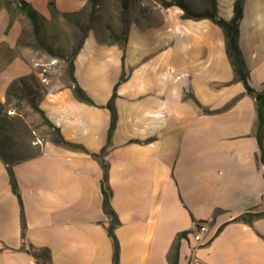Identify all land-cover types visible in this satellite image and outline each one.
<instances>
[{"label": "crops", "instance_id": "0c3cea01", "mask_svg": "<svg viewBox=\"0 0 264 264\" xmlns=\"http://www.w3.org/2000/svg\"><path fill=\"white\" fill-rule=\"evenodd\" d=\"M24 1L41 21L53 19L51 0ZM54 1L60 14L90 5ZM200 5L207 7L205 0L193 1ZM129 30L125 52L88 33L74 64L89 105L63 79L44 78L39 51L27 38L30 19L16 4L0 7V103L14 81L36 74L48 85L40 109L66 141L85 149L50 141L14 165L24 232L22 206L0 159V264H41L34 250H49L52 264H113L104 171L91 155L105 147L120 264H171L182 233L179 264H264V217L251 225L235 222L251 210L264 211V164L255 99L235 81L223 31L156 0ZM240 47L249 83L262 92L264 0H245ZM115 88L118 121L109 142L107 105ZM201 225L208 230L199 242Z\"/></svg>", "mask_w": 264, "mask_h": 264}, {"label": "rangeland", "instance_id": "374dc122", "mask_svg": "<svg viewBox=\"0 0 264 264\" xmlns=\"http://www.w3.org/2000/svg\"><path fill=\"white\" fill-rule=\"evenodd\" d=\"M188 1L193 5L194 0ZM256 1L249 0L250 4ZM121 3L122 0H100L80 13L59 15L49 22L41 21L38 36L34 31L27 32L29 44L39 51L37 56L41 65L38 70L44 73V78H61L69 83L68 62L87 31L93 30L102 40L107 41H111L113 35L119 36L123 28ZM152 4L153 0H132L127 15L128 22L146 14ZM231 5L232 0H219V14L222 18L226 19L230 14ZM199 7L198 10H203L208 4L207 7ZM44 45L50 46L53 54H49ZM29 84L27 89H14L0 108V143L10 160L20 161L34 157L41 151L43 144L57 140L54 130L37 110L48 85L40 77L36 82L29 79Z\"/></svg>", "mask_w": 264, "mask_h": 264}, {"label": "trees", "instance_id": "16d2710c", "mask_svg": "<svg viewBox=\"0 0 264 264\" xmlns=\"http://www.w3.org/2000/svg\"><path fill=\"white\" fill-rule=\"evenodd\" d=\"M100 0H90V4H97ZM208 7L203 10H198L188 1V0H156L157 3H159L164 8H171V7H178L183 11V18L187 20H202V19H208L212 21L215 25H217L224 34L225 37V47H226V54L228 56V59L233 67V71L235 74V81L241 82L246 92L252 96L255 99L256 104V110H257V130H256V139L258 141L259 148L261 150V159L260 161L264 164V90L262 92H257L254 90L250 83H249V71L247 69V65L240 47V25L241 21L244 17V4L245 0H235L233 5V17L231 20H226L222 18L219 15L218 10V0H206ZM13 4L18 5L20 10L27 15V17L30 19L32 25H33V31L34 34L38 36L39 34V24L41 22V18L39 14L32 8L30 4L25 2L24 0H0V7L5 6L7 8H10ZM132 0H122L121 8H122V14H121V21H122V31L121 34L113 35V39L111 41L103 40L106 43H112L118 45L123 52H125L128 38H129V29H130V23L127 20L128 12L131 8ZM50 9L53 14V17L62 15V16H69V14H60L55 5V1H50ZM89 31H87L82 39L80 40L77 48L73 52L72 59L68 62V82L74 92L75 97L85 104L94 105L93 101L89 96L85 93V91L81 88L79 83L77 82V79L75 77V58L79 54L80 50L82 49L85 40L87 38ZM45 50L49 54H53V49L48 46L44 45ZM29 79H32L34 82L38 80V76L36 74H31L27 78H20L13 82L11 87L8 90L7 96L8 98L12 95V91L15 90H24L30 87ZM117 98L116 88L114 90V94L110 100V102L107 105V108L111 112V126L109 130V142L113 136V132L115 131L117 121H118V115L117 110L115 108V100ZM3 107V104L0 103V108ZM37 110L43 115V117L46 119L49 126L54 130L57 140L56 143L62 144L66 147L75 149V150H81L85 151L84 147L81 145L73 144L68 141H66L61 134L60 130L56 128L45 116V113L40 109V107H37ZM207 112V111H206ZM108 147H105L101 150L99 154H91L92 157L99 160L101 162V166L104 171V176L102 180V193H103V210L105 212V215L109 219V224L107 226V232L109 237L113 241L114 246V256H113V264H120V246L119 242L117 240V237L115 235V229L119 226L120 222L117 217V214L113 210L111 206V198H112V190L108 185V173H109V163L106 161V155H107ZM0 159L5 164L11 180V186L13 193L18 197L20 204L22 206V220H23V232L26 229L25 224V217H24V209H23V203L21 200V194L19 191L18 183L15 177V173L13 170L14 165L19 163L20 161L17 160H10L8 157V154L4 152L1 148L0 143ZM26 160V159H25ZM264 217V211L263 212H256L255 210H251L249 212H246L245 214L241 215L237 219H235V222H242L245 224L251 225L255 219L263 218ZM187 236V233L179 234L177 239L175 240V243L173 245V250L170 255V262L171 264H179V251H180V243L181 240ZM33 257L40 262L41 264H52L51 263V254L49 250H41L37 251L34 250L31 252Z\"/></svg>", "mask_w": 264, "mask_h": 264}, {"label": "built area", "instance_id": "2783aa9c", "mask_svg": "<svg viewBox=\"0 0 264 264\" xmlns=\"http://www.w3.org/2000/svg\"><path fill=\"white\" fill-rule=\"evenodd\" d=\"M197 230L198 231L196 234V239H197V241L201 242L202 241V234L206 233L208 229L206 226L201 225V226H198Z\"/></svg>", "mask_w": 264, "mask_h": 264}]
</instances>
